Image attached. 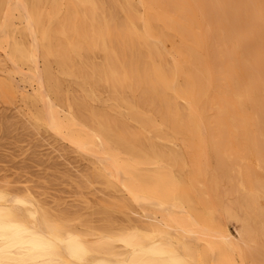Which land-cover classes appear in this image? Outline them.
Returning a JSON list of instances; mask_svg holds the SVG:
<instances>
[{"label": "bare ground", "instance_id": "obj_1", "mask_svg": "<svg viewBox=\"0 0 264 264\" xmlns=\"http://www.w3.org/2000/svg\"><path fill=\"white\" fill-rule=\"evenodd\" d=\"M0 49L29 65L27 115L115 192L72 210L0 177V264H264V0H0Z\"/></svg>", "mask_w": 264, "mask_h": 264}, {"label": "rangeland", "instance_id": "obj_2", "mask_svg": "<svg viewBox=\"0 0 264 264\" xmlns=\"http://www.w3.org/2000/svg\"><path fill=\"white\" fill-rule=\"evenodd\" d=\"M16 18L17 13L14 14L13 22L16 25H20ZM16 37H19V35H16ZM29 40L28 37H23L26 45ZM3 55L4 53L0 49V78L12 79L13 83L9 82L10 89L7 92H0V177L12 182L27 180L28 185L32 186L33 190L38 194H44L43 198L47 201L60 199V201L64 202L62 207L67 209L71 208L73 210L74 206H78V208L85 207L81 197L94 204H100V202L106 201V198L108 201V197L114 195L115 192L106 188L104 179L98 176V170L91 164L93 157L79 152L74 146L62 140L50 130H45L39 126L32 116L27 115L28 110L26 112L25 107L29 106L31 102L21 100L15 86L20 85L18 82L21 77H19L20 73L31 75L28 70L29 65L27 63L13 64L9 60L6 61ZM94 62H100L99 54L95 55ZM42 66L43 61L40 57L36 64L39 72ZM51 67L54 76H58L62 81V91L68 88L70 95H82L78 88L71 84L72 78L61 76L57 72V67L54 63H51ZM3 72H9L11 78H7L8 76ZM25 89L30 90L27 83H25ZM99 97L107 99L106 91H100ZM42 103L44 104L42 101L39 102L38 106H41ZM88 103L97 108L102 106L100 102L96 101H88ZM56 106L61 112H64L67 108V104L63 100ZM159 143L163 147L174 144L173 146L176 149L180 146V142L177 141L172 144L166 141H159ZM206 165L209 167V162ZM184 170L186 172L187 169ZM208 170L210 171L209 168ZM189 172L190 169L187 173ZM78 192L81 193V197ZM219 196L222 204H229V201H232L229 194L220 193ZM213 200L214 197L209 196L208 205L214 210H218L214 215L220 223L221 229L230 234V238L236 243L235 245L239 242V245L244 249L245 247L251 248L254 245L253 243L246 244L244 247V244L239 241L237 235L239 224L225 219L219 211L220 206H216ZM86 212H89V210ZM112 217L117 219L120 214L114 212ZM93 218L95 220L96 216ZM235 264L242 263L237 261ZM246 264L263 263L259 261L258 263L246 262Z\"/></svg>", "mask_w": 264, "mask_h": 264}]
</instances>
